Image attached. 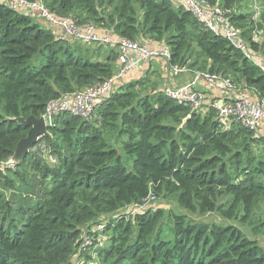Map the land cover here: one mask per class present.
I'll return each mask as SVG.
<instances>
[{
  "label": "trees",
  "instance_id": "16d2710c",
  "mask_svg": "<svg viewBox=\"0 0 264 264\" xmlns=\"http://www.w3.org/2000/svg\"><path fill=\"white\" fill-rule=\"evenodd\" d=\"M208 1L224 11L233 4ZM42 2L79 25L90 23L128 41L162 42L170 65L229 77L264 97L259 67L170 0ZM229 19L264 59V40L252 41L251 17L233 13ZM104 47L71 46L35 17L0 5V164L29 131L17 119H38L50 101L112 76L117 51ZM149 80L122 86L99 107L94 123L55 116L43 142L56 165L30 151L6 171L16 168L9 174L18 176V169L29 168L41 197L26 206L0 191V264H73L91 226L102 222L110 238L99 250L100 264H264V137L241 127L221 131L213 111L193 112L151 80L148 86ZM105 132L127 140L118 150ZM5 178L0 173L5 187L15 184ZM150 193L173 196L184 211L216 213L226 223L208 225L151 208L135 217L123 214Z\"/></svg>",
  "mask_w": 264,
  "mask_h": 264
},
{
  "label": "built area",
  "instance_id": "2783aa9c",
  "mask_svg": "<svg viewBox=\"0 0 264 264\" xmlns=\"http://www.w3.org/2000/svg\"><path fill=\"white\" fill-rule=\"evenodd\" d=\"M186 11L199 22L207 31L225 39L230 46L239 51L246 59L256 64L264 74V59L254 55L249 44L244 41L241 34L235 29L218 3L211 4L208 0H181ZM0 5L11 11L38 17L45 22L46 28L55 39L64 40L68 43L80 45L110 44L111 40L107 34H100L90 24L79 25L73 17H60L47 9L42 0L28 2L26 0H0ZM254 43H257L253 40ZM258 44V43H257ZM117 51V70L111 77L93 86L86 87L60 98L50 101L42 116L47 125H52L51 116L69 114L79 117L85 121H91L101 107L113 94L118 92L130 72L136 67L149 63L159 57L167 64L168 75L178 77L187 71L185 67L170 65V51L165 48L162 51L151 50L146 44L138 41H128L119 38L114 46ZM191 81L179 86H168L162 91L164 95L177 103L188 106L193 112L205 115L213 111L215 119L221 131H230L234 127H241L254 131L264 121V97L255 94L254 89H246L236 84L231 78L217 73L194 72ZM199 82H204L209 88L221 91L228 96L226 100H214L209 102L204 92L198 90ZM246 89V92L240 91ZM47 145L41 140L31 149L34 153L43 157L52 166L58 163L51 151L47 156L38 153L46 150ZM14 164L9 160L0 164V173L12 169ZM156 197L149 194L138 203L129 206L123 214L129 217L145 212L152 207ZM91 235L83 239L81 247L73 264H100L99 250L105 247L110 238V232L105 230V223H96L90 228Z\"/></svg>",
  "mask_w": 264,
  "mask_h": 264
},
{
  "label": "rangeland",
  "instance_id": "374dc122",
  "mask_svg": "<svg viewBox=\"0 0 264 264\" xmlns=\"http://www.w3.org/2000/svg\"><path fill=\"white\" fill-rule=\"evenodd\" d=\"M221 9L224 12V17L228 20H230L229 18L233 13H240L243 15H249L251 17L253 23H254V29H255V31L252 33V41L255 40L258 44H260L264 40V0H233L232 8L230 10L224 11L223 8H221ZM90 25H92V24H90ZM233 27L235 29H237L240 34L243 33L242 28H239L236 26H233ZM241 37L244 41H246L242 35H241ZM138 42H140V41H138ZM74 45H76V44L71 43V46H74ZM97 49L98 50L94 52L96 56H98L99 50L103 49V46H99V47H97ZM105 49H108V48H105ZM105 51L106 50H104V52ZM88 52L90 54L92 53L89 49H88ZM100 54L103 55L102 53H100ZM261 61H263V58H261ZM33 65H35V63H33ZM149 70L145 74H143L141 77L146 78V79H150L152 81V83L156 84L158 87L159 84L155 80L156 79L155 78V76H156L155 72L154 71L149 72ZM141 77H139V79ZM150 80H149L148 86L151 87L152 84H151ZM133 81L134 80H131L130 82H133ZM127 83H129V80L126 79L124 81V84H127ZM163 88L164 87H161L160 89L163 90ZM67 115H65V117H68ZM97 119H98V115L96 113L95 117L93 118V120L90 121V123H94ZM254 132L258 136L264 137V121L259 125V127H257L256 130H254ZM105 136H106L107 140L110 141V143H112L113 147L118 149V150H119L121 143L127 140L126 136L119 137L118 135H116V133L106 134V132H105ZM31 149H30V151H31ZM47 151H49V152L51 151L48 148V145H47L46 150H41L38 153H40V155H42V156L49 157L47 155ZM36 155L38 157H40L38 154H36ZM50 155H52V154H50ZM40 158L44 160L43 157H40ZM44 162H45V164L52 167V165L50 163H48L46 160H44ZM126 162H128V161H126ZM129 166L130 165H128V167ZM14 171H16V168H15V170L9 171V172H14ZM9 172L4 173V175L6 174L5 179H12L15 184H13L12 186L5 187L4 181L2 179H0V191H2L8 199L12 200L15 203H24L23 205L27 206L28 203L36 202L41 197V194H39V195L37 194L38 193V187L36 186V183H37L38 179L35 178L36 174L32 171H29V168H26L25 170H23L22 168L18 169V173H19L18 176L11 175V174H9ZM25 174H26V176L28 175V177H25ZM21 177H24L25 179H27L28 186L26 184L25 185L22 184L21 179H20ZM151 209L153 210L152 212H154L155 210H161V211H165L167 213L170 212L172 214H177V215L178 214L186 215L188 217V219L191 221L202 222V223H205L208 225H210V224H225L226 223L216 213L202 215V214H197V213L192 214V213L184 211L182 208H180L177 205L176 198L173 196H171V197H167V196H163V195H160L158 197L156 196V199L154 200ZM227 224L235 225V226L240 228V226L236 223H227ZM242 230L248 236H250L251 239L256 240L258 243H262V240L259 236H252L251 231L246 230V229H242Z\"/></svg>",
  "mask_w": 264,
  "mask_h": 264
},
{
  "label": "crops",
  "instance_id": "0c3cea01",
  "mask_svg": "<svg viewBox=\"0 0 264 264\" xmlns=\"http://www.w3.org/2000/svg\"><path fill=\"white\" fill-rule=\"evenodd\" d=\"M174 6H180V7H184L183 5V1L181 0H170ZM36 20L43 26H46L45 22L42 21L40 18L36 17ZM47 27V26H46ZM98 31H100V34H107L110 37V44H106L104 48L108 49H115L114 47L115 44L117 43V40L119 39V37L112 31H107L105 29H98L96 28ZM140 42L146 44L151 50H156V51H162L163 49L167 48V46L162 43V42H156V41H152V40H148V39H143L140 38L139 39ZM118 64H117V60L115 61V71L117 70ZM151 70L155 72V80L158 82V86L159 89L161 87H168V86H172V87H179L189 81H191L192 77H193V73L190 72L189 70H187L186 72H184L183 74H181L178 77H172L168 75V71H167V64L165 62V60L161 57L152 60L149 65H140L138 67H136L135 69H133L130 74L127 77V80L131 81V80H137L139 77H141L143 74H145V72L147 70ZM163 88V89H164ZM198 90H200L201 92H204L206 94V98L209 102H213L214 100H226L228 99V96L226 94H224L221 91H216L213 90L211 88H209L204 82H199V84L197 85ZM162 90V89H161ZM242 92H246V89L240 91V93Z\"/></svg>",
  "mask_w": 264,
  "mask_h": 264
},
{
  "label": "water",
  "instance_id": "95a60500",
  "mask_svg": "<svg viewBox=\"0 0 264 264\" xmlns=\"http://www.w3.org/2000/svg\"><path fill=\"white\" fill-rule=\"evenodd\" d=\"M52 120H55L54 116H51ZM17 122L29 128L27 136L20 140L18 143L15 153L10 159L13 163L21 162L29 153L30 149L36 145L42 137L48 133L49 125L46 124L43 117L36 119L33 116L27 119L19 118Z\"/></svg>",
  "mask_w": 264,
  "mask_h": 264
},
{
  "label": "clouds",
  "instance_id": "9594fccd",
  "mask_svg": "<svg viewBox=\"0 0 264 264\" xmlns=\"http://www.w3.org/2000/svg\"><path fill=\"white\" fill-rule=\"evenodd\" d=\"M168 48V47H167Z\"/></svg>",
  "mask_w": 264,
  "mask_h": 264
}]
</instances>
